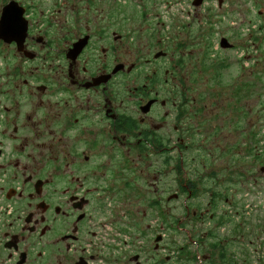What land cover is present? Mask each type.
I'll use <instances>...</instances> for the list:
<instances>
[{
  "label": "flooded vegetation",
  "instance_id": "af4514ba",
  "mask_svg": "<svg viewBox=\"0 0 264 264\" xmlns=\"http://www.w3.org/2000/svg\"><path fill=\"white\" fill-rule=\"evenodd\" d=\"M263 145L264 0H0V264H248Z\"/></svg>",
  "mask_w": 264,
  "mask_h": 264
},
{
  "label": "rangeland",
  "instance_id": "374dc122",
  "mask_svg": "<svg viewBox=\"0 0 264 264\" xmlns=\"http://www.w3.org/2000/svg\"><path fill=\"white\" fill-rule=\"evenodd\" d=\"M262 153V163H256L251 168L249 162H252V155L246 154L245 180L241 184L231 185V195L235 196L230 198L228 204L217 205L218 209L228 211V230L234 227L242 229V244L250 256L248 264H264V171L260 170L264 167V151ZM172 251L166 253L171 255Z\"/></svg>",
  "mask_w": 264,
  "mask_h": 264
}]
</instances>
